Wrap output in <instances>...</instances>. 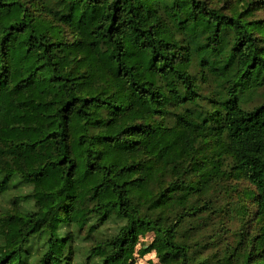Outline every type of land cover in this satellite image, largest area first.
I'll return each mask as SVG.
<instances>
[{"label": "trees", "instance_id": "obj_1", "mask_svg": "<svg viewBox=\"0 0 264 264\" xmlns=\"http://www.w3.org/2000/svg\"><path fill=\"white\" fill-rule=\"evenodd\" d=\"M22 187L0 264H264V0H0Z\"/></svg>", "mask_w": 264, "mask_h": 264}, {"label": "rangeland", "instance_id": "obj_2", "mask_svg": "<svg viewBox=\"0 0 264 264\" xmlns=\"http://www.w3.org/2000/svg\"><path fill=\"white\" fill-rule=\"evenodd\" d=\"M247 184L245 182H241L239 185V189L242 191L243 189H245L247 186ZM14 191V190H13ZM30 191L29 188L27 187H22L19 189H16L13 193L7 195V196H0V216L3 215L6 211L10 210L11 208H13L14 206V200L13 198L15 197V195L19 194H26ZM235 195V194H234ZM22 198L17 199V202L19 204H21V206L26 205L25 202L22 201ZM152 241V236L149 235L145 238L141 239L140 245L138 247L139 249H145L147 248V246L150 244V242ZM0 254H2V251L0 250ZM157 263V258H156V254L155 252H148L146 254H140L137 253L136 254V264H154Z\"/></svg>", "mask_w": 264, "mask_h": 264}]
</instances>
